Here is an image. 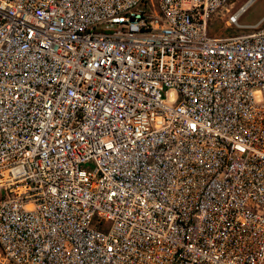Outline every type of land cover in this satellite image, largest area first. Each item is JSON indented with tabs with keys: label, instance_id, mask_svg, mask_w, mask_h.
Segmentation results:
<instances>
[{
	"label": "built area",
	"instance_id": "2783aa9c",
	"mask_svg": "<svg viewBox=\"0 0 264 264\" xmlns=\"http://www.w3.org/2000/svg\"><path fill=\"white\" fill-rule=\"evenodd\" d=\"M226 1L0 0V264H264V16L211 36Z\"/></svg>",
	"mask_w": 264,
	"mask_h": 264
},
{
	"label": "rangeland",
	"instance_id": "374dc122",
	"mask_svg": "<svg viewBox=\"0 0 264 264\" xmlns=\"http://www.w3.org/2000/svg\"><path fill=\"white\" fill-rule=\"evenodd\" d=\"M155 3V0H148ZM245 0H227L222 4L218 11L210 16L207 23V33L211 36L222 37L226 35L235 34L238 29L234 26H227V15L235 10ZM223 8L228 9L227 12ZM264 16V0H252L245 8V10L239 15L237 22L240 24H253ZM264 25V19L259 26ZM243 30H240V32ZM246 31V30H244Z\"/></svg>",
	"mask_w": 264,
	"mask_h": 264
}]
</instances>
